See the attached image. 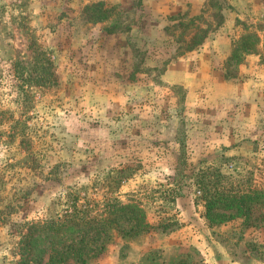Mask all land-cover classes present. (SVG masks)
Listing matches in <instances>:
<instances>
[{"label":"rangeland","instance_id":"rangeland-1","mask_svg":"<svg viewBox=\"0 0 264 264\" xmlns=\"http://www.w3.org/2000/svg\"><path fill=\"white\" fill-rule=\"evenodd\" d=\"M97 2L113 9L93 24ZM198 29L204 43L176 56ZM242 35L254 49L229 62ZM263 36L264 0H0V264H264L262 230L210 227L196 184L210 167L264 191ZM116 201L154 229L107 225L101 247ZM75 210L86 224L20 244ZM68 246L86 261H49Z\"/></svg>","mask_w":264,"mask_h":264},{"label":"trees","instance_id":"trees-1","mask_svg":"<svg viewBox=\"0 0 264 264\" xmlns=\"http://www.w3.org/2000/svg\"><path fill=\"white\" fill-rule=\"evenodd\" d=\"M112 9L113 7H105L102 2L93 3L84 8L85 13H88V17L93 24L103 23L109 20ZM209 32V29H198V31L192 35L188 46L181 52L179 49L176 56L179 57L183 55L184 52H191L199 48L207 39ZM256 42L254 36L242 35L235 43L228 61L235 60V64H239V60L243 59L245 54L248 55L249 52L254 49L253 47ZM33 45V51H35L36 55H42L41 48L39 46L36 47L35 43H32V46ZM29 47L32 48L31 46ZM262 56L264 58V36ZM137 69L134 70L133 75L138 72ZM19 145L25 151V160L34 162L30 151L31 142L22 138L19 141ZM204 171L205 173H202L203 175L199 178L200 180L198 179L199 181H196V184L201 192L200 198L203 202L205 218L208 225L213 227L225 224L230 220H240L241 225L246 228L256 227L260 229V232L262 230L261 239L258 242L251 243L250 246L255 251L256 257L260 261H264V191L253 189L247 184L246 188L240 189L238 183H242V181L245 180L243 175L238 174L236 178H233L238 184L236 185V183L224 177L218 170H213L208 167ZM84 216L83 212L75 210L71 213L66 212L62 215V218L59 217L55 219V217H48L44 220L30 223L27 232L19 235L20 244L24 243L23 247H25V250L29 249L31 244L30 240L35 233H59L63 228L73 227L72 225L80 226L82 222L86 224ZM110 216H112V221H110L111 219H107L106 221L100 219L95 224V226L99 224L103 228L101 233H104V239L100 238V232L94 235V239L100 238L101 247H103L104 242L110 237V233L108 232L109 228H106L107 225H113V223L118 224V222L127 224L128 228L126 230L119 231L120 229H117V232L132 238L149 233L154 229V225L147 219L145 209L137 203L130 202L124 204L116 201L114 206H112ZM84 252L85 251L81 247L72 248L68 246L64 256L54 259L50 257L49 261H66L69 257L74 258L76 261H86L84 259V254L86 253ZM26 257L27 253L25 251L22 253V262H18L17 264H25ZM47 264L51 263L48 262Z\"/></svg>","mask_w":264,"mask_h":264}]
</instances>
